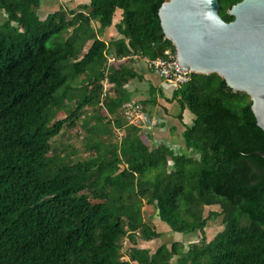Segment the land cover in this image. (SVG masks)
<instances>
[{
	"label": "trees",
	"instance_id": "1",
	"mask_svg": "<svg viewBox=\"0 0 264 264\" xmlns=\"http://www.w3.org/2000/svg\"><path fill=\"white\" fill-rule=\"evenodd\" d=\"M165 1L90 0L71 19L62 8L41 19V0H0L8 14L0 24V264H264V157L255 153H264V131L250 96L216 73L192 72L168 99L178 101L179 117L186 109L195 116L182 132L187 152L151 145L152 132L121 109L132 99L126 84L144 79L130 65L135 57L176 52L161 26ZM240 1L219 0L226 21ZM118 10L120 37L109 42L101 34ZM110 55L125 59L110 68L103 98ZM68 102L75 108L58 119ZM80 120L96 139L91 156L75 161L52 140ZM97 131L122 135L106 142ZM144 203L154 207L148 219ZM216 205L221 211L204 215ZM158 209L173 231H201L202 243L138 247L162 236ZM219 216L224 229L208 241L207 223Z\"/></svg>",
	"mask_w": 264,
	"mask_h": 264
},
{
	"label": "water",
	"instance_id": "2",
	"mask_svg": "<svg viewBox=\"0 0 264 264\" xmlns=\"http://www.w3.org/2000/svg\"><path fill=\"white\" fill-rule=\"evenodd\" d=\"M219 11V0H167L159 16L165 37L176 48L178 66L216 73L234 92L247 93L264 131V0L233 5L228 10L231 21ZM159 214L158 209L155 216Z\"/></svg>",
	"mask_w": 264,
	"mask_h": 264
},
{
	"label": "rangeland",
	"instance_id": "3",
	"mask_svg": "<svg viewBox=\"0 0 264 264\" xmlns=\"http://www.w3.org/2000/svg\"><path fill=\"white\" fill-rule=\"evenodd\" d=\"M90 0H41V5L38 8L37 12L40 16L41 19H45L48 14L55 12L57 10H59L60 8L64 9L65 11H67V16L69 19L72 18V14H70L71 10H80L81 9V5L82 4H89ZM87 11V10H86ZM8 19V14L4 11L0 9V24L5 22ZM13 26L17 27L18 24L16 22H13L12 24ZM93 27L94 29H98L99 25L96 21H93ZM117 29V28H116ZM116 29L113 30V32L111 33V35L107 34V29L104 33L101 34L102 39L106 40V41H111L112 39H116L120 37V34L118 33V30L116 31ZM130 65H132L136 71L140 74H142L144 76L143 80H139V79H132L130 80L127 84H126V88L128 90H132L131 92V98L138 100L142 103L145 104L147 113L151 116V117H155L156 120L158 121L157 125L155 127H153L152 129H143L145 132H152V130L154 129H160L161 131H166V137L169 136V134H171V136H173V138H170L172 140H175L176 143L173 145L172 147H174V149H176L177 151L180 149L179 146L182 147L184 152H187L188 150L186 149L185 145H184V140L182 138L181 135V131L184 129L183 125L184 122L179 119L178 115L181 112V108L180 105L178 103V101H173V105L169 106L170 107V113L168 114L167 112L164 111V105L167 103V101L163 95H161V90L162 92H164L163 87L160 88H156L157 91L155 93L156 97H157V103H153L151 101V98L154 97V95L151 92V87L154 86L155 84H157L158 79H156L154 76H151L149 73V70L146 68V66L144 65L143 62H132ZM147 75V76H146ZM158 85V84H157ZM158 87V86H157ZM171 88V87H168ZM172 96V95H171ZM75 108V103L72 102L69 104V102L67 103L66 107L63 108L57 115L58 119L64 118L66 117L69 112ZM149 109V111H148ZM167 114L169 115L167 118ZM193 115V114H192ZM194 115L193 118H191L188 122L189 125L193 124V119H194ZM106 122V121H105ZM104 122V123H105ZM172 127H176L174 128V131L171 130ZM156 131V130H155ZM99 135L98 137L102 138V140H105L106 142L109 141H118L120 140L119 138H121V133H119V137L117 138V136H115L114 138H107L105 137V135H103L102 133L99 134V131H97V134ZM116 135V134H115ZM168 135V136H167ZM93 134L91 132H88L86 130V128H84V126L82 125V121H79V125L75 128L69 129L68 127H65L62 131V133L60 135H58L55 139L52 140V145L53 148H55L62 156L65 157H69V153L72 160L78 161V160H82V159H87L88 157L91 156L92 152H90L88 150V142L89 139L90 140H94L96 139L95 136H93ZM169 136V137H171ZM153 138H156L155 136H153ZM153 138L150 139V143L151 145H155L157 143L161 142V139L157 138L158 141H153ZM165 139V137H163ZM162 138V139H163ZM72 150H75V152H71ZM92 199H94V201H96V199L94 197H91ZM143 209L145 211L146 214V218L148 219L149 214L154 213V207H152L151 205H149L148 203H144ZM221 207L220 205H216V206H207L204 209V215L208 216L210 211H221ZM156 215V213H155ZM154 215V223L158 226L160 229H163V224H161L160 219L158 217H156ZM152 221V220H151ZM224 229V224H223V217L219 216V217H215L212 218L211 220L208 221L207 226L205 228V232H206V237L207 240L210 241L212 240L219 232H221ZM179 238H177L180 242L184 243L185 246V251L189 249V247L193 244H198L200 245L202 243V237H203V233L201 231H196L194 233H192L191 235H187V236H178ZM167 241V240H166ZM169 241V240H168ZM162 241L160 240H156L154 243L152 242V245H162L161 244ZM150 244V243H149ZM148 243H145L144 245H149ZM132 245L130 243H128V241L126 240L125 245L123 246V252L125 257L127 258L126 254L129 250V248ZM171 247V244L169 245ZM178 259V256H175L173 258V263H176Z\"/></svg>",
	"mask_w": 264,
	"mask_h": 264
},
{
	"label": "built area",
	"instance_id": "4",
	"mask_svg": "<svg viewBox=\"0 0 264 264\" xmlns=\"http://www.w3.org/2000/svg\"><path fill=\"white\" fill-rule=\"evenodd\" d=\"M123 59H117L115 55H110L108 58V69L106 71L105 79L103 80V98L111 94V84L108 77L111 67H116ZM142 59L150 71L159 76L166 84L174 85L175 88L187 83L191 78V71L183 70L178 66L177 51L173 52L171 49L165 50L164 56L155 59L150 58H137ZM125 118L130 124L140 126L142 129H152L158 123L155 117H151L146 110L145 104L130 99L123 103L121 107Z\"/></svg>",
	"mask_w": 264,
	"mask_h": 264
},
{
	"label": "crops",
	"instance_id": "5",
	"mask_svg": "<svg viewBox=\"0 0 264 264\" xmlns=\"http://www.w3.org/2000/svg\"><path fill=\"white\" fill-rule=\"evenodd\" d=\"M117 13H118V17H117V19L113 22V25H111L110 27H108L107 28V34L108 35H111V33L113 32V30L114 29H116V24H118L120 21H121V19H122V10H118L117 11ZM115 19V18H114ZM106 31V30H105ZM116 31H117V29H116ZM137 61V63H139V62H143L144 63V65L146 66V68L149 70V73L148 74H150L151 76H154L156 79H158V82H157V84H155L154 86L155 87H157V89L158 88H160V87H163V89H164V92H163V94H164V97L165 98H167V99H165L166 101H167V103L164 105V111L165 112H167L168 114L170 113V107L169 106H172L173 105V103L172 102H169V100L168 99H170L172 96L171 95H173V92H174V90L176 89L175 88V86L174 85H170V84H166V82H164V81H162V79L159 77V76H157V75H155L154 73H152L151 71H150V69L148 68V66L146 65V63L142 60V59H135V61L134 62H136ZM147 76V75H146ZM168 87H171V88H168ZM156 89V90H157ZM159 90V89H158ZM130 92H132V90H129ZM162 91V90H161ZM160 91V92H161ZM158 100V99H157ZM158 102V101H157ZM156 102V103H157ZM148 111H149V109H148ZM181 113V112H180ZM179 113V114H180ZM167 114V118H169L168 115ZM193 113L191 112V111H189L188 109H186L183 113H182V117H179V115H178V117H179V119H181L183 122H184V124H186V125H183L184 126V129L181 131V135H182V132L185 130V128L187 127V126H189V120L191 119V118H193V115H192ZM195 118V117H194ZM194 120V119H193ZM192 125V124H191ZM161 128V127H160ZM153 129L152 130V134H153V136H155L156 138H153V141L155 142V141H158V139L157 138H159V139H161V141L162 142H164V143H166V144H168L169 146H173V145H175V144H178V143H176L175 142V140H172V139H170V138H173V136H171V134H169V136H171V137H169L168 135V137H166V134H165V132L166 131H159V130H161V129ZM174 128H176V127H172L171 128V130H173L174 131ZM163 137H165V139L163 138ZM163 138V139H162ZM174 139V138H173ZM180 147V150L182 149L181 148V146H179ZM174 148V147H173ZM161 222V224H163V229H160L159 228V226H158V224L156 225V227H157V230L158 231H160L161 233H162V236L161 237H159V238H156V239H152V240H144V239H138V247H140V248H147V249H150L151 250V252L152 253H154L161 245H158V246H154V245H152V242L154 243L156 240H161L162 241V243L161 244H163V243H166L168 246L171 244L172 245V243L173 242H180L177 238H179L178 236H187V235H191L192 233H188V234H184V233H179V232H175V231H173L172 229H171V227H169L166 223H164V222H162V221H160ZM194 233V232H193ZM167 240V241H166ZM169 240V241H168ZM145 243H150L149 245H144ZM182 243V242H181ZM184 244V243H183ZM170 247V246H169Z\"/></svg>",
	"mask_w": 264,
	"mask_h": 264
}]
</instances>
